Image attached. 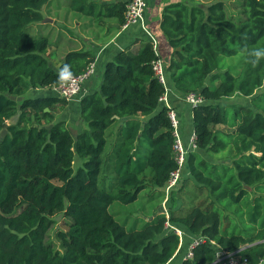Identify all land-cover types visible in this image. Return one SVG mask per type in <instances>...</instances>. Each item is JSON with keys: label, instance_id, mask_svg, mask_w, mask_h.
Listing matches in <instances>:
<instances>
[{"label": "trees", "instance_id": "obj_1", "mask_svg": "<svg viewBox=\"0 0 264 264\" xmlns=\"http://www.w3.org/2000/svg\"><path fill=\"white\" fill-rule=\"evenodd\" d=\"M128 2L70 6L124 24ZM51 3L0 0V264H168L181 243L168 220L185 231L182 245L188 235L205 238L178 264H219L218 249L264 264V55H256L264 51V0H240L236 16L222 0L165 5L160 27L173 48L166 71L178 90L204 101L193 107L196 148L184 166L191 176L170 191L169 218L155 213L131 230L110 205L136 201L149 184L165 192L178 168L166 88L153 69L160 56L148 42L109 61L101 90L82 99L84 129L75 136L54 114L65 99L32 94L95 60L71 50L52 65L50 36L28 31ZM235 95L249 102H224ZM57 213L71 219L58 231L60 247L49 238Z\"/></svg>", "mask_w": 264, "mask_h": 264}, {"label": "crops", "instance_id": "obj_2", "mask_svg": "<svg viewBox=\"0 0 264 264\" xmlns=\"http://www.w3.org/2000/svg\"><path fill=\"white\" fill-rule=\"evenodd\" d=\"M65 1L70 2V6L72 0ZM93 1L106 5L120 0ZM175 1L178 0H147L148 5L145 12V23L150 33L145 31L139 23L124 26V24H121L115 17L98 19L95 15L84 14L72 10L71 6L70 9L72 12H68L64 16L60 13L59 9L48 11L46 16H48L47 18H51L52 21L47 19V22H51V26L47 28V31H51L54 28H56L57 31L61 29V32H58V34L63 35L67 40H62L64 47H57L56 44L53 43L51 35L48 34L49 32L45 34L49 35L51 39V46L48 49L47 55L56 69L60 65L61 60L71 50H88L95 56L94 72L84 82L81 92L73 99L66 100L67 103L63 109L57 108L54 111L58 120L66 121L70 125L75 136L84 129V123L81 118L82 99L89 94L101 90L106 64L113 60L118 53L124 50L137 53L145 43H154V39L156 41L158 54L165 62V65L170 63L173 48L170 46L169 40L162 31L160 24L165 5ZM71 19H74V26L71 25ZM47 22H42V26H45L44 24ZM166 73L168 78L169 106L177 113L182 140L186 148L189 149L191 146L190 136L192 132L195 131L193 123V106L186 101L185 93L174 86L170 77V71H166ZM37 91L39 93L35 95L60 97L58 93L51 88L37 89L33 92ZM216 161H218V159H216ZM182 176H191L187 167L182 170ZM188 238L193 239L195 237L188 235ZM181 247L182 245H180V249H178L174 258L168 264H178L185 258V250Z\"/></svg>", "mask_w": 264, "mask_h": 264}, {"label": "built area", "instance_id": "obj_3", "mask_svg": "<svg viewBox=\"0 0 264 264\" xmlns=\"http://www.w3.org/2000/svg\"><path fill=\"white\" fill-rule=\"evenodd\" d=\"M147 5H148L147 0H129V2L127 3L126 21L124 23V26L139 23L141 24L142 28L145 31L150 33L145 23V12ZM153 41H154L155 51L158 54L156 41L154 39ZM94 69H95V62L91 63L84 72L76 75L67 76L66 79L61 84L54 86L53 89L58 93V95L61 98L65 100H71L81 92L84 82L94 72ZM153 69L156 77H158V79L164 84L166 88V92L161 97V101L170 108L169 115L174 126V134H175L174 152L178 162V168L172 173V176L166 185L165 202H167L170 191L174 188H177L181 179H183L182 170L184 169L185 166L187 154L190 150L196 148V133L194 131L193 134H191L190 136L191 146L189 149L186 148L182 140V136L180 134V130H179L180 123L177 117V113L171 106H169L168 78L166 73V65L161 57L154 61ZM185 99L193 107L203 103L204 101V99L198 93H188L185 96ZM166 213H167V217L169 218L168 210L166 211ZM166 226L168 229L173 230L176 234L179 235L181 240L180 245H182L184 241V237L186 235L185 231L182 228L174 225L169 220L167 221ZM202 242H205V238L202 236H196L195 238H193L188 245L185 258L192 257L194 254V249ZM212 243L215 242L212 241ZM216 262H218L219 264H250L247 259L241 258L238 251L230 252L221 249H218L217 251Z\"/></svg>", "mask_w": 264, "mask_h": 264}, {"label": "rangeland", "instance_id": "obj_4", "mask_svg": "<svg viewBox=\"0 0 264 264\" xmlns=\"http://www.w3.org/2000/svg\"><path fill=\"white\" fill-rule=\"evenodd\" d=\"M189 1L192 4L200 3V5L207 4L208 6V4L218 1V0H189ZM222 1H224L229 13H231L232 11L235 14V16L238 15L237 9L239 7L238 3L240 0H222ZM69 3L70 2L68 1L66 2L65 0H52V3L50 4L49 9H47L46 7L43 9V12L46 15L48 11H54L56 9H59L60 13L64 16L66 13L72 12V10L70 9ZM47 17L48 16H46L45 18ZM50 20L52 21L51 18ZM47 21H43V22H47ZM70 22H71V25L74 26V19H71ZM44 25L45 26H42V25H39L38 23L30 24L28 27V31L32 35H42V34L45 35L47 32H49L48 34L51 35L53 43H55L57 47H64L62 40L63 39L66 40V37H63V35L58 34V32H61V29H59L60 31H57V29L54 28L51 31H47V28L51 26V22H47ZM238 58H240V56H238ZM233 63H237V59H234ZM228 64H232V62H228ZM32 93L36 94L39 92L37 91V92H32ZM16 99L21 100V98H18V97ZM224 102L225 103H238V102L248 103L249 99L241 95H235L234 97L224 99ZM215 128L220 129V130L231 131L225 125H218V126H215ZM180 134H181V131H180ZM203 153L206 154L205 151H203ZM219 156H225V155H219ZM206 157H208L209 159H212L208 154H206ZM217 159L220 160L221 158H217ZM182 178L183 179H181L178 185V189L184 183L183 181L185 177L182 176ZM174 190H177V189H174ZM195 193H196L195 191H191L190 194L195 195ZM165 195L166 194L164 191H161V189H158L156 187H152L149 184V186L140 193L136 201L131 202L129 204L122 203L120 201H115L110 205L109 210L121 224L125 225V227L128 230H131L133 228L140 229L144 226L147 219L152 218L155 213L163 212L167 216L166 211L168 210V214H169L170 208L172 206V202L171 204L169 203V201L165 202V197H166ZM192 206H193L192 203L187 205L186 211H188ZM231 215L235 218V215L233 213ZM53 218L55 219V222L50 230L49 238H50V241H52V243L55 244V246L60 247L61 239L58 236V231L67 230L71 219L67 217L65 213H57L53 216ZM186 248H188L186 245H182V249L186 250Z\"/></svg>", "mask_w": 264, "mask_h": 264}, {"label": "water", "instance_id": "obj_5", "mask_svg": "<svg viewBox=\"0 0 264 264\" xmlns=\"http://www.w3.org/2000/svg\"><path fill=\"white\" fill-rule=\"evenodd\" d=\"M47 19H50V18H45L44 21H47ZM46 110H49L48 108ZM52 126V124L48 125V128H50ZM7 133V129H4L2 130L1 134H0V141L2 139V137L5 136V134Z\"/></svg>", "mask_w": 264, "mask_h": 264}, {"label": "clouds", "instance_id": "obj_6", "mask_svg": "<svg viewBox=\"0 0 264 264\" xmlns=\"http://www.w3.org/2000/svg\"><path fill=\"white\" fill-rule=\"evenodd\" d=\"M256 55L259 57V56H261V55H264V51H258L257 53H256Z\"/></svg>", "mask_w": 264, "mask_h": 264}]
</instances>
